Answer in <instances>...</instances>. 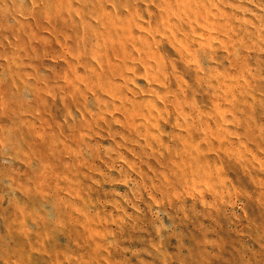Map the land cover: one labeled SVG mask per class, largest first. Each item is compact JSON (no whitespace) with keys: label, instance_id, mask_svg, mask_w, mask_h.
<instances>
[{"label":"rangeland","instance_id":"rangeland-1","mask_svg":"<svg viewBox=\"0 0 264 264\" xmlns=\"http://www.w3.org/2000/svg\"><path fill=\"white\" fill-rule=\"evenodd\" d=\"M0 264H264V0H0Z\"/></svg>","mask_w":264,"mask_h":264}]
</instances>
